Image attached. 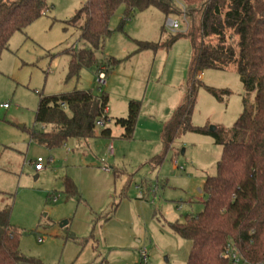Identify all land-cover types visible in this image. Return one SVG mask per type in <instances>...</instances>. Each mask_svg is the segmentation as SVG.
<instances>
[{
	"label": "rangeland",
	"instance_id": "374dc122",
	"mask_svg": "<svg viewBox=\"0 0 264 264\" xmlns=\"http://www.w3.org/2000/svg\"><path fill=\"white\" fill-rule=\"evenodd\" d=\"M45 1V13L14 31L0 55V103L8 104L0 108V208L10 209L20 251L34 260L26 264H132L141 248L145 264H185L191 241L169 222L202 209L203 182L215 173L221 146L211 134L189 130L174 137L159 164L149 159L161 153L162 119L172 110L160 103H169V93L185 84L191 47L184 33L190 24L185 29L180 12L165 14L152 5L134 9L122 22L119 6L94 61L68 76L69 53L88 47L82 20L71 21L86 0ZM175 1L196 23L200 0ZM167 19H176L179 28L171 31ZM138 41L156 46L137 50ZM100 63L114 72L109 86V74L98 83ZM201 76L190 124L203 130L215 126L228 137L243 108L253 107L255 92L244 89L233 68H206ZM72 89L104 90L108 105L140 101L132 137H119L121 128L112 125L110 137L90 138V145L77 144L76 138L53 148L34 142L30 132L44 129L34 122L40 94ZM110 141L115 153L109 156ZM37 157L43 160L38 172L32 165ZM65 176L78 196L65 192Z\"/></svg>",
	"mask_w": 264,
	"mask_h": 264
},
{
	"label": "trees",
	"instance_id": "16d2710c",
	"mask_svg": "<svg viewBox=\"0 0 264 264\" xmlns=\"http://www.w3.org/2000/svg\"><path fill=\"white\" fill-rule=\"evenodd\" d=\"M150 5L165 14L182 13L175 0H86L71 21L82 20L81 38L88 47L69 53L67 75L76 76L81 67L94 61V50L102 47L104 37L110 33L109 19L119 6L123 8L124 22L134 9ZM47 9L45 0H0V55L14 31H23ZM198 11L195 23L186 10L190 26L184 35L190 42L191 56L184 92L162 125L161 153L151 156L149 162L159 164L174 137L182 132L211 134L221 152L215 173L203 182L206 198L202 209L185 214L182 221L169 222V226L191 241L185 264H232L224 254L227 244H232L242 258L240 264H264V0H200ZM155 46L152 42H137V50ZM118 61L109 59L112 63ZM101 66L106 74V63L97 64L96 73ZM206 68H233L244 89L255 92L253 107L243 108L228 137L216 128L203 130L190 124L196 76ZM206 88L217 95L214 89ZM107 103L108 95L103 90L40 94L34 122L44 129L32 130L30 138L48 148L62 146L70 138H108L111 128L107 123L111 118L104 113ZM139 109L140 101L130 99L127 114L112 119L122 128V138L132 137ZM63 183L66 193L78 196L69 177L65 176ZM19 236L10 222V209L0 208V264L34 262L20 251Z\"/></svg>",
	"mask_w": 264,
	"mask_h": 264
},
{
	"label": "built area",
	"instance_id": "2783aa9c",
	"mask_svg": "<svg viewBox=\"0 0 264 264\" xmlns=\"http://www.w3.org/2000/svg\"><path fill=\"white\" fill-rule=\"evenodd\" d=\"M179 6L182 8L181 18L182 22L185 26V29L188 26V20L186 18L185 12H184V5L179 4ZM167 27L171 31H176L179 28V22L176 19H167L166 21ZM106 74L104 72V67H101L99 72L97 73V80L99 84L105 83ZM8 104L6 102L0 103V108H7ZM106 112V108H104V113ZM101 121H98V124L101 125ZM107 150L109 153L112 152V145L108 144ZM33 168L35 171H41L43 169V160L41 157H37L36 160L32 163ZM138 197H141V194H137ZM224 254L228 256L231 259L232 264H240L242 263V258L238 255V253L235 251L232 244H227L224 249ZM147 262V253L144 248H141L139 250V257L136 261H134L132 264H145ZM247 264V263H245Z\"/></svg>",
	"mask_w": 264,
	"mask_h": 264
},
{
	"label": "crops",
	"instance_id": "0c3cea01",
	"mask_svg": "<svg viewBox=\"0 0 264 264\" xmlns=\"http://www.w3.org/2000/svg\"><path fill=\"white\" fill-rule=\"evenodd\" d=\"M102 67V66H101ZM112 73H114V72H110V70L106 73V76L108 77V74L110 75L109 76V80L106 82V86H109L110 85V79H111V75H112ZM198 77H199V79H201L202 78V76H201V72H199L198 73ZM149 80V79H148ZM108 83H109V85H108ZM147 83H148V81H147ZM183 83H184V81L182 82V85H181V88L178 90V91H176V90H174V91H172V92H170L169 93V103L168 102H166V103H163L162 102V104L160 103V105H163V106H170L171 108H172V110H171V113H172V111H173V109L175 108V106L177 105V103L180 101V99H181V97H182V95H183V92H184V86H183ZM104 91V90H103ZM106 92V91H105ZM107 93V92H106ZM107 95H108V93H107ZM108 100H109V96H108ZM130 99H127V101L126 100H122L121 102H119V104L117 105V106H115V105H113V104H110V105H108V103H107V106H106V115L109 117V118H111V120H109L108 121V123H107V125L111 128L112 127V125H114V126H117L116 124H114L113 123V118L114 117H121V116H125L126 114H127V103H128V101H129ZM157 102H158V100H157ZM159 111V110H158ZM163 112H165V111H162V116H163V118H164V113ZM171 113H170V115H171ZM170 115H169V117H170ZM168 116V115H167ZM168 117V118H169ZM167 118V119H168ZM167 119H162V120H164V121H162V123H161V129H162V125H163V123L167 120ZM119 126V125H118ZM120 127V126H119ZM121 128V127H120ZM134 130H135V128H134ZM96 132H97V134H98V132H99V128L96 130ZM121 132H122V128H121V131L119 132V137H121L120 136V134H121ZM111 133H112V128H111ZM133 133H134V131H133ZM95 137H100L99 135H96ZM94 137V138H95ZM122 138V137H121ZM90 138H88V139H79V140H73L74 142H76L77 144H80V143H86L87 145H90L89 144V142H88V140H89ZM160 139H161V137H160ZM68 141V140H67ZM66 141V142H67ZM102 142H103V140H101ZM161 142V141H160ZM108 144H111L112 145V152L111 153H109L108 152V150H107V155H109L110 156V154H112V155H114V153H115V150H113L114 148V146H113V142L112 141H110ZM107 147H108V145H107ZM153 154H155V153H153Z\"/></svg>",
	"mask_w": 264,
	"mask_h": 264
},
{
	"label": "water",
	"instance_id": "95a60500",
	"mask_svg": "<svg viewBox=\"0 0 264 264\" xmlns=\"http://www.w3.org/2000/svg\"><path fill=\"white\" fill-rule=\"evenodd\" d=\"M215 126H210V128H209V130H211V131H213V130H215Z\"/></svg>",
	"mask_w": 264,
	"mask_h": 264
}]
</instances>
